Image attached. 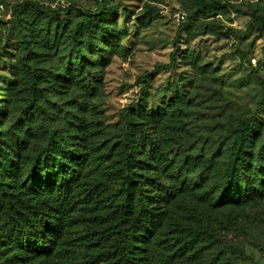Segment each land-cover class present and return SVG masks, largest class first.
<instances>
[{"label": "rangeland", "instance_id": "374dc122", "mask_svg": "<svg viewBox=\"0 0 264 264\" xmlns=\"http://www.w3.org/2000/svg\"><path fill=\"white\" fill-rule=\"evenodd\" d=\"M24 1L0 0V131L4 136L6 126L17 129L31 111L23 98L15 106L18 96L26 94L35 68L31 64L30 73L20 60L24 50L14 10ZM34 1L53 9L70 8L67 29L74 28L86 12L109 8L95 91L88 95L70 87L45 96V115L51 116L46 117V125H53L54 118L67 111V102L82 97L81 116L100 137L112 135L119 131L124 110L140 106L145 112L137 135L151 157L143 178L147 202L165 220L199 224L214 232L202 235L183 255L159 233L149 232V238L138 245L150 258L148 264H264V200L215 207L205 194L224 170L239 120L253 118L255 126L264 125V26L257 21L258 16L264 19V0H206L214 3L210 17L196 10L195 0ZM179 12L185 13L184 21L177 18ZM29 18V31L36 36L44 37L56 23L53 16L38 19L29 13ZM173 56L174 65L169 66ZM9 101L15 110L7 111ZM12 131L17 134L14 145ZM10 132L0 150V173L22 186L23 177L16 178L21 166L6 158L18 150H31L42 137L35 128ZM154 154L176 160L187 155L190 166L167 167ZM91 173L92 181L98 182L99 172ZM80 200L72 216L77 252L82 254L84 242L91 249H103L109 244V226L119 213L107 202L93 207L85 193ZM195 206L198 217L192 213Z\"/></svg>", "mask_w": 264, "mask_h": 264}, {"label": "trees", "instance_id": "16d2710c", "mask_svg": "<svg viewBox=\"0 0 264 264\" xmlns=\"http://www.w3.org/2000/svg\"><path fill=\"white\" fill-rule=\"evenodd\" d=\"M195 7L204 17H210L214 11L212 1L195 0ZM108 9L105 5L95 13L86 12L71 29H67L66 20L70 8L53 9L26 0L14 10L19 43L24 50L20 60L30 68V73L29 66L35 67L26 94L19 95L14 104L26 99L25 107L31 111L17 129L10 124L5 136L0 131V150L12 129L20 133L39 129L42 138L31 150H18L17 158L9 154L6 158L21 166V174L16 178L23 177L22 186L0 173V264H148L150 258L138 245L149 238V232L156 231L171 245L178 246V255L192 248L202 235L214 233L203 225L165 220L147 202L143 178L151 157L137 135V129H142L140 117L145 112L140 106L126 108L119 131L102 137L81 116L82 97L67 102L70 107L54 118L53 125L45 123V96L67 92L70 87L88 95L95 91L103 64L98 53L100 39L108 32ZM29 13L38 19L53 16L56 23L45 31L44 37L36 36L29 31ZM257 21L264 26L262 17L258 16ZM57 54L59 59L54 58ZM172 59L169 66L174 65V56ZM15 106L12 108L9 101L5 107L8 111L15 110ZM255 123L253 118H242L234 128L224 170L214 178L212 189L205 192L215 207L264 200V125ZM12 132L10 142L14 145L17 134ZM17 141L21 143L19 137ZM159 155L154 157L167 167L177 163L181 169L190 166L187 155L180 156L181 160ZM91 171L99 172L98 182L92 181ZM83 193L93 201V207L99 201L107 202L119 215L109 226V244L94 250L87 246L89 242H84L82 246L86 247L78 254L76 238L72 236V216ZM198 210L199 207H193V216L198 217Z\"/></svg>", "mask_w": 264, "mask_h": 264}, {"label": "built area", "instance_id": "2783aa9c", "mask_svg": "<svg viewBox=\"0 0 264 264\" xmlns=\"http://www.w3.org/2000/svg\"><path fill=\"white\" fill-rule=\"evenodd\" d=\"M177 15V18L180 20V21H184L185 20V13L183 12H179L176 14Z\"/></svg>", "mask_w": 264, "mask_h": 264}]
</instances>
